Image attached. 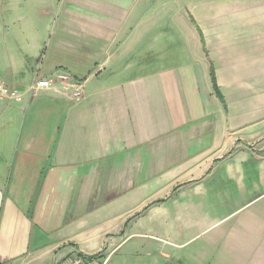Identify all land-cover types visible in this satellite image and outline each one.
<instances>
[{"label": "crops", "instance_id": "obj_1", "mask_svg": "<svg viewBox=\"0 0 264 264\" xmlns=\"http://www.w3.org/2000/svg\"><path fill=\"white\" fill-rule=\"evenodd\" d=\"M58 12L63 56L19 87L62 70L84 96L40 93L48 154L22 152L40 172L13 160L11 181L0 162V264L110 262L135 238L182 249L181 264H264V0H64ZM16 103H0V120Z\"/></svg>", "mask_w": 264, "mask_h": 264}, {"label": "rangeland", "instance_id": "obj_2", "mask_svg": "<svg viewBox=\"0 0 264 264\" xmlns=\"http://www.w3.org/2000/svg\"><path fill=\"white\" fill-rule=\"evenodd\" d=\"M64 0H0V77L11 84L23 86L31 80L36 71L41 74L51 67L55 55L53 37L56 33L59 5ZM50 97L43 94L29 96L13 104L8 113L0 120V162H9L5 177H14L18 168L13 160L28 161V165L40 172L34 165L30 154L41 157L48 154L50 147L48 135L53 131L44 110ZM12 113H15L12 115ZM43 122V123H42ZM29 131V132H28ZM30 137L28 138V136ZM36 149L30 154L22 153L26 142ZM34 145V146H33ZM39 149L43 151H39ZM26 155V158L23 156ZM44 160V159H43ZM33 169V170H34ZM32 170V171H33ZM10 184V191L12 190ZM147 219L140 220L139 230L146 225ZM136 244L124 245L120 251L105 264H181L179 254L182 249L162 245L161 242L135 238ZM149 242H152L151 244ZM193 245L188 248V252ZM170 253L164 259L160 252ZM119 261V262H118ZM188 264H194L188 261Z\"/></svg>", "mask_w": 264, "mask_h": 264}, {"label": "built area", "instance_id": "obj_3", "mask_svg": "<svg viewBox=\"0 0 264 264\" xmlns=\"http://www.w3.org/2000/svg\"><path fill=\"white\" fill-rule=\"evenodd\" d=\"M48 90L60 91L66 99L76 103L84 96V83L74 78L69 72L62 70L55 71L46 77L34 79L24 90L17 85L6 84L0 79V103L20 102L25 93L32 96ZM106 261V258L101 255L92 256L77 253L73 257L61 260L56 264H105Z\"/></svg>", "mask_w": 264, "mask_h": 264}]
</instances>
